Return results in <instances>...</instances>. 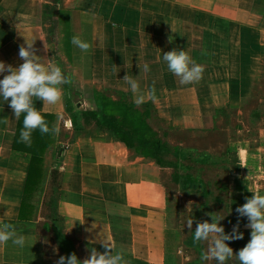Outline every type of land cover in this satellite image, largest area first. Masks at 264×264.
I'll return each instance as SVG.
<instances>
[{"label": "crops", "instance_id": "0c3cea01", "mask_svg": "<svg viewBox=\"0 0 264 264\" xmlns=\"http://www.w3.org/2000/svg\"><path fill=\"white\" fill-rule=\"evenodd\" d=\"M73 36L91 44L87 53L72 45ZM26 42L43 63L60 65L61 59L64 73L73 79L70 87L62 85L56 104L34 98L41 113L55 115L53 126L60 131L45 156L43 183L27 198L32 206L27 220L20 219V212L29 163L12 156L19 119L0 97V222L13 224L28 238L23 248L11 241L0 244V264H56L72 253L83 262L112 247L110 254L121 251L127 264H201L210 241L194 242V230L212 219H191L189 229L194 209L188 203L186 220L178 219V204L184 202L175 169L128 147L112 130L88 123L83 112L96 110V93L114 101L125 98L141 112L147 104L171 130L164 138L157 126L161 138L171 146L191 147L177 136L212 132L228 112L261 94L264 0H0V61L19 67L24 62L19 49ZM173 49H185L204 67L201 80L181 84L167 69L163 53ZM126 75L144 91L154 88L155 100L134 104ZM230 167L231 190L240 192L232 203L243 206L264 190V175L241 190L248 173H238L235 163ZM53 197L70 247L61 248L56 237ZM228 220L224 234L238 226L248 243V219ZM225 243L234 257L243 248L240 240ZM234 257L229 264H237Z\"/></svg>", "mask_w": 264, "mask_h": 264}, {"label": "clouds", "instance_id": "9594fccd", "mask_svg": "<svg viewBox=\"0 0 264 264\" xmlns=\"http://www.w3.org/2000/svg\"><path fill=\"white\" fill-rule=\"evenodd\" d=\"M72 45L83 53H87L91 44L80 36H73ZM27 46H21L19 57L24 61L17 68L5 65L0 61V75L7 72L0 79V97L13 111L14 116L19 119L23 114V128L20 131L19 142L31 144L32 133L39 130L41 134L50 132L58 134L59 128L49 127L44 115L36 108L34 98L48 104H56L62 98V85L68 83L62 67L55 62H41L40 57L32 51L33 44L26 42ZM163 61L167 69L180 78L181 84H191L202 79L204 67L183 50L173 49L163 53ZM148 66L145 65V70ZM133 103L141 105L148 100H155V89L144 91L140 82L132 77L125 76ZM10 98V99H9ZM236 211L241 216H247L251 228L250 240L237 253L225 241H236L243 239V233L239 232L238 226L234 227L231 235L224 234V228L219 221L222 216H212V222L199 223L194 230L193 240L196 243L209 242L206 251L202 252L201 264L214 260L216 264H229L235 258L237 264H264V194L261 191L254 195L243 206ZM193 221H187V227L191 229ZM27 237L18 234L17 228L10 223L0 222V244L9 241L13 245L23 248ZM114 248L108 249L103 254L93 253L90 258L80 261L75 253L69 256H60L56 264H127L124 254L116 251L110 254Z\"/></svg>", "mask_w": 264, "mask_h": 264}, {"label": "rangeland", "instance_id": "374dc122", "mask_svg": "<svg viewBox=\"0 0 264 264\" xmlns=\"http://www.w3.org/2000/svg\"><path fill=\"white\" fill-rule=\"evenodd\" d=\"M120 100L130 104L125 98L117 101L120 102ZM115 112L119 114L118 111L115 110ZM142 113H146L143 115L144 121H147L153 130L145 134L146 138L162 137L159 129L157 131V126L161 127L164 138L170 134V128L159 119H155L153 116L155 113L149 105H145ZM150 118L154 119L153 122L148 121ZM195 136L189 133H181L177 136L186 140L187 145H192L188 146L189 148L180 147L183 149L184 158L181 161V167L175 169L180 182L172 181L181 186L180 193L183 194L182 196L179 193L180 201L184 203L178 204V219L186 220L187 210H189L185 207L186 203L190 205V209H194L191 212L193 217L190 219H212L214 215L222 216L223 219L219 221V224L224 227L229 225L228 219H248L247 216H241L236 211L238 207H241L239 202L235 205L234 202L232 203L234 197L239 199L240 192L231 190L230 166L235 163L238 173L242 169H246L248 173L249 179L240 181L241 190L246 185H251L252 178L255 176L264 175V84L260 95L251 97L240 108L228 112L221 127ZM164 138L161 139L164 140ZM172 147L175 150L179 146ZM173 155L170 156L176 159ZM260 191L264 194V190ZM41 201L44 202V199ZM39 223L42 230L43 222ZM240 244L244 247L247 241L240 239Z\"/></svg>", "mask_w": 264, "mask_h": 264}, {"label": "trees", "instance_id": "16d2710c", "mask_svg": "<svg viewBox=\"0 0 264 264\" xmlns=\"http://www.w3.org/2000/svg\"><path fill=\"white\" fill-rule=\"evenodd\" d=\"M60 58V57H58ZM60 60V66L64 70L65 63ZM68 80V86L73 79V75L65 72ZM68 93V107L71 110L73 104V97L71 89L67 90ZM97 108L96 110H87L83 112V117L89 123L94 121L99 127L108 128L114 132L116 137L124 142L128 147L135 148L147 157H150L163 167H172L177 169L181 167V161L184 158L182 150L175 148L165 142L161 138H146L147 132H153L151 127L144 121L142 113L137 109H133L125 101H114L112 98L104 94H97L95 97ZM74 105V104H73ZM118 111V113L115 112ZM44 115L49 124L50 129L54 128L53 123L55 115L50 113H41ZM120 115V116H119ZM23 114L19 118L18 129L14 138L13 145V158L23 160L29 163V171L25 186V198L21 205L20 219L27 220V210L30 209V204L27 203V198L34 192L38 186L43 183L44 179V162L45 156L50 147L55 141L56 134L48 133L41 134L39 130L32 133L31 144L19 142L20 131L23 128ZM174 151V152H173ZM174 155H173V154ZM176 157L173 159L171 156ZM175 181L179 183L180 177L175 175ZM200 183L199 181H195ZM51 220L55 223V234L60 243L61 248L65 245L70 247L71 243L65 236L62 229L58 225V201L55 197L52 198L50 203Z\"/></svg>", "mask_w": 264, "mask_h": 264}]
</instances>
